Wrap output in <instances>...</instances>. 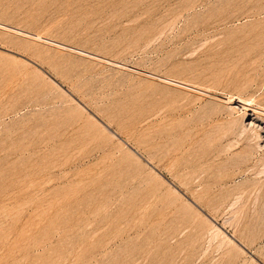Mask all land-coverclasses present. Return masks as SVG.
Returning a JSON list of instances; mask_svg holds the SVG:
<instances>
[{
    "label": "rangeland",
    "instance_id": "1",
    "mask_svg": "<svg viewBox=\"0 0 264 264\" xmlns=\"http://www.w3.org/2000/svg\"><path fill=\"white\" fill-rule=\"evenodd\" d=\"M0 264H264V0H0Z\"/></svg>",
    "mask_w": 264,
    "mask_h": 264
},
{
    "label": "bare ground",
    "instance_id": "2",
    "mask_svg": "<svg viewBox=\"0 0 264 264\" xmlns=\"http://www.w3.org/2000/svg\"><path fill=\"white\" fill-rule=\"evenodd\" d=\"M8 51V50H7ZM11 52V51H10ZM22 60V59H21ZM22 61H24V59L22 60ZM25 63H27V61L25 62ZM32 63V62H31ZM43 75L45 76V74L43 73ZM46 78H48L47 76H46ZM49 79V78H48ZM50 81H51V83L52 84H54L57 88H60L59 87V85L53 80H51V79H49ZM193 88V87H192ZM61 89V88H60ZM64 91V90H63ZM65 93V92H64ZM70 97V96H69ZM70 99H72L74 102H75V100L73 99V98H70ZM76 103V102H75ZM78 104V103H77ZM82 108V107H81ZM229 110V109H228ZM232 112V111H231ZM87 113V112H86ZM89 117H92V116H89ZM92 119L94 120V121H96L93 117H92ZM97 122V121H96ZM98 123V122H97ZM100 124V123H99ZM249 125V124H248ZM251 125V124H250ZM100 126L102 127V129L104 130V131H107L108 132V130H106V127H104L103 125H101L100 124ZM245 131V130H244ZM112 137H114V138H116V136L114 135V133L111 131V133L110 132H108ZM129 148V147H128ZM151 171L153 172V174L154 175H156V176H158L161 180H163V181H165V179L164 178H162L153 168H151ZM176 192V191H175ZM234 203V202H233ZM232 206V205H231ZM231 210V209H230ZM204 216V215H203ZM213 228H214V232H216V233H220L221 234V236L227 241H225L227 244H229V243H231L232 245H233V247L235 248H237L238 250H240V251H242L243 253H245V251L243 250V248L239 245V244H237L236 242H234V240L230 237V236H227V235H225L224 233H223V231L221 230V227H216L215 225H213ZM212 230V229H211ZM210 230V231H211ZM214 232L212 231V232H209V233H212V235H213V237H214V239H215V234H214ZM218 234H217V237H218ZM217 237H216V239H217ZM219 237H220V235H219ZM221 237V238H222ZM221 238H220V240H221ZM236 238V237H235ZM218 240V239H217ZM222 242L224 241V240H221ZM224 242V243H225ZM222 245V243L220 244V246ZM224 245V244H223ZM242 245V244H241ZM225 247H226V245H224ZM245 247V246H244ZM246 249V248H245ZM248 256H249V254H247ZM246 256V255H245ZM254 256V255H253ZM250 258V257H249ZM248 259V258H247ZM237 261V260H236ZM254 261V260H253ZM235 262V261H234Z\"/></svg>",
    "mask_w": 264,
    "mask_h": 264
}]
</instances>
